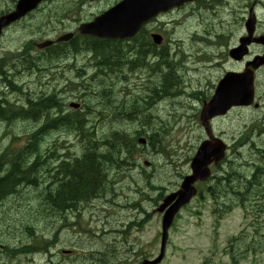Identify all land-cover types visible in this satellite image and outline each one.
Instances as JSON below:
<instances>
[{"label":"rangeland","instance_id":"rangeland-1","mask_svg":"<svg viewBox=\"0 0 264 264\" xmlns=\"http://www.w3.org/2000/svg\"><path fill=\"white\" fill-rule=\"evenodd\" d=\"M62 4L63 1L58 2L59 9ZM60 11L61 10H59V13ZM55 27H57L55 24H51L45 19L44 24L40 29L44 28L42 31L44 33L51 32ZM22 28H24V23H21L19 27L8 31L6 37L0 40V55L4 51H8L9 47L19 45L17 38L19 37V34L23 32L21 30ZM188 65L190 66V63L187 62V66ZM71 70L78 75V73L83 71L88 72L90 66L74 67L72 69L68 65L65 66V71L68 72ZM81 78L84 79V77ZM32 81H36V77H33ZM45 81L50 82L51 79H46ZM53 84H55V82H51V85ZM43 96H46L45 98L53 97L50 95ZM43 96H39L38 100L44 98ZM53 98L60 102L58 106L60 114L62 115L63 106L61 99ZM12 100H14V98H12ZM52 111L53 112L50 114L49 118H51L53 114L59 112L58 110ZM156 114L159 116L161 123L166 124L167 133L160 136L162 143L158 147L153 148L149 145L147 148H141V150H139L134 156V160L138 161L141 165H144L146 161L153 163V166L150 169L147 167L149 172L155 171L161 166L160 173L157 174L155 181H165L164 186L167 188L169 187L168 183L171 182L175 185V188L176 186H180L183 175L190 172L191 162L188 163L189 158L190 160L193 159L198 147L206 136L204 130L200 126L197 118V111L195 109H179L177 106H172L169 102H166L158 107ZM106 115L107 113H96V117L94 118L95 121L97 120L96 123H103H99L98 121H103V118L106 119ZM255 117H257V113L252 110H235L228 117L218 120L215 123L216 132L223 135L229 144L233 143V139L234 141H237L240 137H249L248 144L245 142L236 147L237 152L240 153L239 156L244 160H247V167L249 169H255L254 165L264 152V144H262L264 137L261 136L260 129L253 126L255 123ZM45 121L46 119L38 122L30 120L34 126L31 138L32 134L45 124ZM122 124H125V122ZM126 128L131 129V126H126ZM229 128H233L232 135H226ZM26 132L23 130L21 124H16L10 129H7L5 125L0 124V153L14 136L18 137V141L14 144V147L18 148V145H20L21 142L19 139L21 136H24ZM109 132L110 129L105 127L102 129L101 134H107ZM48 133L43 136L38 144L40 155L39 163L43 166L39 167L40 170L37 171V173H41L40 176L44 175L47 177L50 175V169H53V166L47 165L48 155L46 147L49 140L54 139L62 146L66 145L65 141H68V143H75L73 138L66 136L68 135V130ZM5 134L8 135L5 137ZM253 145L259 147L254 150ZM233 153L235 154L234 150ZM123 155L121 154L119 157L114 156L112 159L120 158ZM236 155L238 154L231 155V159ZM181 163H183V165H180ZM121 168L124 167H114V169L105 168L109 182L114 178L123 177L127 179V184L130 183L134 186L140 187L149 177V172L140 167H137L135 175H132L127 171H122ZM237 170L239 171L238 168ZM233 179L234 180H231L228 185L223 186L222 189L223 195L230 200H240L246 192H249L252 189H255L256 192H258L262 189L261 186H257L255 183L250 184L249 182L252 181V179L249 180L244 175L240 174V176H233ZM259 180L262 183L261 185H263L264 174L259 177ZM246 181H248V183H246ZM242 183L246 185L244 188H242ZM4 184L5 183L3 182L0 183V192L3 193ZM134 186L122 185L119 190L120 195L111 198L122 209V211L130 207V198H138V195L133 192L135 189ZM248 187L250 190L247 191ZM26 188H28L31 197H35L44 192L43 185H38L35 188L26 186ZM106 190H108V188ZM37 191L40 192L38 193ZM23 192L25 193L24 195L27 194L26 191ZM233 192L236 194H233ZM95 196L99 197V189ZM205 198L210 201L206 204L207 206L210 205V207L204 209L202 207L203 202H200L199 200L201 198H197L192 205V212L187 210L183 213L182 219L179 220L177 228L172 233V243L165 264H264V238L257 235L255 230H250L251 234L247 239L244 237L250 221V216L247 215L246 211L238 206H234L229 212H226L223 215V218L220 221H217L216 217H214L211 212L213 204H215L213 198L208 196ZM26 209L27 207H21L18 212L24 214ZM35 209L36 208H32L28 210L23 218L20 221L15 222L14 225L18 227L23 220L28 218V216L35 211ZM197 213L203 214L204 216L201 219H198L195 217L196 215H199ZM93 221L100 224L99 220L94 217ZM6 226L8 228L10 223L8 222ZM153 227L151 238H154L158 232L156 226L154 225ZM12 237V234L8 235V238H11V245H13ZM56 243L59 248L67 244L78 245L79 249H82L83 247L88 248L84 242H75L69 235L62 231H60ZM248 246L256 249L255 252L253 250L247 252ZM30 247H36V245H29L22 242L20 248L27 249ZM104 253L107 256L112 255V252L109 249H106ZM232 256L235 257V261L232 259Z\"/></svg>","mask_w":264,"mask_h":264},{"label":"trees","instance_id":"trees-1","mask_svg":"<svg viewBox=\"0 0 264 264\" xmlns=\"http://www.w3.org/2000/svg\"><path fill=\"white\" fill-rule=\"evenodd\" d=\"M17 0H9V2H14L13 4L16 3ZM65 1V0H64ZM70 2L72 0H69ZM68 0L65 1V5H67ZM74 1H73V6H70L68 8L64 9H58L61 10V14L58 15V13L56 12V16H54V19H56V21L59 22V24H63L61 22L62 17H64L63 13L67 14V16L69 15H74L75 13L72 11L74 9ZM100 48L98 47H93L90 48L88 50V52H93L95 54V62L92 63V67H99L100 65L98 64L99 61V57L98 54L100 52ZM143 50V49H141ZM56 59H61L59 57H56ZM165 63H167V61L164 60ZM44 98H41L40 100H38L37 102V109L31 110L27 113V116L29 117V120H33L34 122H38L40 120L45 121V124L39 128L36 132H34L32 134V138H31V144L29 147V151L28 154L26 155V157L23 159V166H28L26 169V173L28 175L26 176H22V180L25 181L24 186L26 187H36V182H35V176L38 177L37 173L39 169V167L43 166L42 164L39 163L40 160V155H39V149H38V144L40 142V140L43 138V136L45 134H50V132H60L62 130H68V127H74V131L76 133L80 132V130L82 129L83 125H84V121H79L77 119H72L70 117H60V109H59V101H56L53 97H47L43 96ZM52 110H58V113H55L52 115L51 118H49L50 114L53 112ZM35 111V112H34ZM0 117H1V113H0ZM61 120V121H60ZM69 120V121H68ZM65 123V124H64ZM75 125V126H74ZM122 135L118 134L115 136L114 141L109 142L108 144H104V149L101 152L100 155L97 156V160L96 162H90L89 164H87L86 168H90L92 169L94 167V169H97L99 171V169H101L102 174L105 173V168H111L114 169V167H125L126 163H127V158L125 155H123V151L124 148L127 146L128 142L126 140H124L121 143L116 144V141H120L122 140ZM157 142L154 141L152 143V147H156ZM131 151V149H130ZM123 155L120 158L117 159H112L115 157H119L120 155ZM263 156V157H262ZM260 157V159L257 161V163L254 165L255 168L257 169V173H256V178H254L252 176V181H250L249 183H255L257 186H261V181L259 180V177L262 176L264 174V152L263 155ZM21 156L20 155H16L13 159L10 160L11 167L15 168L14 172L10 173L9 175L1 178L0 177V183L3 182L5 183L4 186V193L0 192V202L3 203L5 201V199L7 198V196H9L10 194H13V197L15 198H20L21 196H23L25 193L23 192V189H16V176H17V168H20L19 166V162L21 160ZM3 165V164H2ZM1 165V166H2ZM238 167H234L232 169V171L229 174V182L233 179V176L239 175L240 176V172L237 170ZM124 168H121V170ZM260 172H258L259 170ZM124 171V170H122ZM4 172V171H3ZM2 174V173H1ZM96 176V177H95ZM254 178V179H253ZM99 179V173L96 171V174L94 175V177L91 180V183L89 184V188L88 189H80V188H74L72 187L71 189H68L67 191L69 192H73V194L75 196L82 194V192L86 191L87 196H92L94 195L98 189L100 188L99 186H95V183L98 181ZM246 183H248V181H246ZM104 186H101V188ZM103 189H101V191L99 190V194L100 196L103 193ZM248 190H250V188H247ZM247 190V191H248ZM38 193L40 191H37ZM107 192V191H106ZM250 192V191H249ZM246 192L245 194L249 193ZM44 193V192H42ZM41 193V194H42ZM3 194V195H2ZM233 194H236L235 192H233ZM51 206H47V208L45 210H43V214L46 212H50Z\"/></svg>","mask_w":264,"mask_h":264},{"label":"flooded vegetation","instance_id":"flooded-vegetation-1","mask_svg":"<svg viewBox=\"0 0 264 264\" xmlns=\"http://www.w3.org/2000/svg\"><path fill=\"white\" fill-rule=\"evenodd\" d=\"M219 34V33H218ZM257 36L259 37H263L264 36V27L263 25L262 26H259V28H257V32H256ZM225 36L227 37L228 34L225 33ZM137 51H133L131 52V55L135 54ZM259 54L260 56H264V45H260L259 46ZM89 53V57H90V60H91V63L95 62V54L91 51V52H88ZM98 57H99V61H98V64L100 65V68L99 67H90V70L96 68L98 70V73L100 74L103 70V68L107 65H109L110 63V60L108 58V54L103 51L102 49L100 50L99 54H98ZM66 59H56L55 58V63L58 64V63H61V62H64ZM165 63V62H164ZM167 63H165V65H167ZM187 64V63H186ZM91 66V65H90ZM189 66V65H188ZM89 70V71H90ZM87 73L88 72H81V73H78V75L80 77H84V79L87 80L88 76H87ZM50 175H49V178L51 179H54L55 178V173H54V170L53 169H50ZM100 170V169H99ZM105 173H103L100 178L98 179V181L95 183L94 187L95 186H99V190L101 189V186H104L105 185V188L103 190V193L102 195L100 196L99 194V197H104L106 196V189L108 188V185L109 183V180L107 179V173H106V169L104 171ZM41 174V173H40ZM40 174H38V177H40ZM37 176H35V182H36V187L38 185H43V188L45 189V184L43 182H39L37 180L38 178ZM105 177V178H104ZM102 180V181H101ZM104 183V184H103ZM89 184L90 183H86V182H83L81 184V187L83 189H88L89 188ZM101 184V185H100ZM72 187H67V190L68 189H71ZM69 193H71L69 191ZM96 195V193L94 194ZM58 201L57 200H54L53 203L56 204ZM76 213H80V209L78 208H75L74 209ZM64 224H65V221H61L57 226H56V229L55 230H52V241H51V248L47 251V254L50 258L56 260V250L59 249L58 247V244L56 243L57 242V239H58V236H59V233L60 231L66 233L67 235L70 236V234L65 230L64 228ZM13 241H14V238H13ZM76 248L79 249L78 245L75 246ZM31 248V249H30ZM30 248H21V252H23L24 254H27V255H32V256H35L36 255V247H30ZM27 251V252H25ZM86 261V264H101V263H105V264H125L127 261H129V256L128 255H123V256H120L118 257L117 259L113 257V255H109L107 256L105 253H103L99 258L97 259H93V258H86L85 259ZM15 262V261H14ZM12 262V263H14ZM115 262V263H114Z\"/></svg>","mask_w":264,"mask_h":264},{"label":"water","instance_id":"water-1","mask_svg":"<svg viewBox=\"0 0 264 264\" xmlns=\"http://www.w3.org/2000/svg\"><path fill=\"white\" fill-rule=\"evenodd\" d=\"M155 2L156 0H128L125 6L121 5L117 7L116 9H114L112 11L114 14L113 15L109 14L105 18V20L106 22H108V24H123V22H121L118 19L123 18L125 22L129 17V12L132 10H140V11L142 10L143 15L149 20V16H150L149 5L152 4L153 5L152 7H156ZM38 3H39V0H20L17 6L16 12H14L8 17L0 19V34L2 33L3 28L6 27L10 22L19 19V16L23 15L25 12H28L34 9ZM131 16L134 18V22H136L139 14L138 12H135ZM125 25H123V27Z\"/></svg>","mask_w":264,"mask_h":264},{"label":"bare ground","instance_id":"bare-ground-1","mask_svg":"<svg viewBox=\"0 0 264 264\" xmlns=\"http://www.w3.org/2000/svg\"><path fill=\"white\" fill-rule=\"evenodd\" d=\"M92 65V64H91ZM90 67H92V66H90ZM38 105V104H37ZM35 112V111H34ZM29 116V115H28ZM61 121V120H60ZM69 121V120H68ZM65 124V123H64ZM263 157V156H262ZM101 170V169H100ZM259 170V169H258ZM258 172H260V170L258 171ZM12 173V172H11ZM96 177V176H95ZM105 178V177H104ZM256 178V177H255ZM254 179V178H253ZM102 181V180H101ZM104 184V183H103ZM101 185V184H100ZM104 187H102L101 189H103ZM101 189H100V191H101ZM248 190V189H247Z\"/></svg>","mask_w":264,"mask_h":264}]
</instances>
